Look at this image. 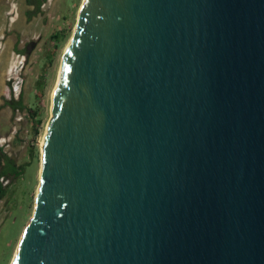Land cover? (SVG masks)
<instances>
[{"label":"water","instance_id":"1","mask_svg":"<svg viewBox=\"0 0 264 264\" xmlns=\"http://www.w3.org/2000/svg\"><path fill=\"white\" fill-rule=\"evenodd\" d=\"M11 264H264V0H83Z\"/></svg>","mask_w":264,"mask_h":264},{"label":"rangeland","instance_id":"2","mask_svg":"<svg viewBox=\"0 0 264 264\" xmlns=\"http://www.w3.org/2000/svg\"><path fill=\"white\" fill-rule=\"evenodd\" d=\"M82 2L47 0L35 11L28 0H0V171L7 159L23 169L18 178L2 179L0 264H11L33 215L41 142Z\"/></svg>","mask_w":264,"mask_h":264},{"label":"trees","instance_id":"3","mask_svg":"<svg viewBox=\"0 0 264 264\" xmlns=\"http://www.w3.org/2000/svg\"><path fill=\"white\" fill-rule=\"evenodd\" d=\"M54 38H58V35H56ZM23 169L20 167H17L11 159L6 160L5 167L2 171H0V178L2 176L4 177H11L14 176L15 178H18L23 174ZM7 190L3 185L0 184V199H2L4 196H6Z\"/></svg>","mask_w":264,"mask_h":264},{"label":"flooded vegetation","instance_id":"4","mask_svg":"<svg viewBox=\"0 0 264 264\" xmlns=\"http://www.w3.org/2000/svg\"><path fill=\"white\" fill-rule=\"evenodd\" d=\"M47 0H28V4L33 8L35 11H39L41 6L46 3ZM4 176L0 178V184L2 185V179ZM4 187V186H3Z\"/></svg>","mask_w":264,"mask_h":264},{"label":"bare ground","instance_id":"5","mask_svg":"<svg viewBox=\"0 0 264 264\" xmlns=\"http://www.w3.org/2000/svg\"><path fill=\"white\" fill-rule=\"evenodd\" d=\"M59 79V78H58ZM57 85V84H56ZM56 87V86H55ZM55 89V88H54ZM53 92H54V90H53ZM44 138V137H43ZM43 146V139H42V142H41V147ZM41 173V168H40V172H39V174ZM38 189H39V185H38ZM37 192H38V190H37ZM36 197H37V194H36ZM25 229V228H24ZM23 234V233H22ZM22 234H21V236H22ZM21 236H20V238H21ZM16 250H17V248H16ZM16 252V251H15ZM14 255H15V253H14Z\"/></svg>","mask_w":264,"mask_h":264},{"label":"clouds","instance_id":"6","mask_svg":"<svg viewBox=\"0 0 264 264\" xmlns=\"http://www.w3.org/2000/svg\"><path fill=\"white\" fill-rule=\"evenodd\" d=\"M21 72V71H20ZM20 74V73H19Z\"/></svg>","mask_w":264,"mask_h":264}]
</instances>
